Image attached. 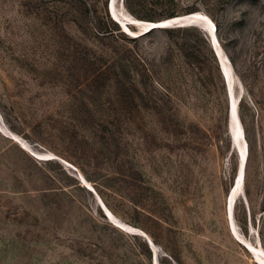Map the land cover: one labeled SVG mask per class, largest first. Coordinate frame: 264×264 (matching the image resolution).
I'll return each mask as SVG.
<instances>
[{"label": "rangeland", "instance_id": "obj_1", "mask_svg": "<svg viewBox=\"0 0 264 264\" xmlns=\"http://www.w3.org/2000/svg\"><path fill=\"white\" fill-rule=\"evenodd\" d=\"M60 1L0 0V264H261L238 239L264 251V0L123 4L145 21L197 8L215 25L216 40L198 26L211 78L171 46L184 76L170 99L104 74L109 41L78 32ZM120 29L114 44L146 59L167 49L164 34ZM218 51L247 146L230 221L239 157Z\"/></svg>", "mask_w": 264, "mask_h": 264}, {"label": "trees", "instance_id": "obj_2", "mask_svg": "<svg viewBox=\"0 0 264 264\" xmlns=\"http://www.w3.org/2000/svg\"><path fill=\"white\" fill-rule=\"evenodd\" d=\"M128 1L123 0L126 7H128ZM60 3L62 4L61 9L68 8L69 11L66 12H71L78 32L109 41V44L104 45L103 50L106 55L110 54L106 58L109 66L107 70L104 68V74L111 72L115 77H121V84L128 88L147 90L151 87L156 90L157 87L163 97L170 99L178 87L180 79L184 76L181 66L174 60L172 45L176 46L179 51H186V58L193 56L200 70L202 72L208 70L210 78L212 76V57H208L206 36L198 26L154 29L143 35L128 38L127 41L138 43L155 33L167 36L166 51L160 56V59L149 60L142 57L135 49L124 44L122 46L114 44L123 37H127L110 17L108 1L101 7L88 0H61ZM174 3L175 0L167 2L169 5H174ZM197 11V8H192L188 13ZM174 16L178 15L175 10L170 8L162 19L150 18L148 21L157 22ZM95 72H102V70L98 67L95 68ZM205 76L207 77V74ZM89 110L91 111V109Z\"/></svg>", "mask_w": 264, "mask_h": 264}, {"label": "water", "instance_id": "obj_3", "mask_svg": "<svg viewBox=\"0 0 264 264\" xmlns=\"http://www.w3.org/2000/svg\"><path fill=\"white\" fill-rule=\"evenodd\" d=\"M121 3L123 5V0H121ZM108 11H109V15L110 17L117 23L119 24V26L122 28V30L124 32H126L127 34H129L130 36L133 37H137L140 35H143L151 30L154 29H161V28H175V27H184V26H190V25H195V26H199L197 25L198 22V16L196 15L195 12L192 13H187L184 15H178V16H174L171 18H166L157 22L154 21H145V20H139V19H134V22L140 23V27H137V31L134 33L130 32V23L132 22V20H125L120 22L118 19H116L115 17V13H114V0H108ZM213 26V31L209 32V35L212 36V38H214V40H216L215 37V25L212 23ZM221 70L222 73L226 79V75L223 71V68L221 66ZM227 81V80H226ZM228 86V91H229V117L232 116L234 117V113L236 115V104L237 101L232 98V92L231 89ZM235 119V117H234ZM239 152V164H238V172H237V176L235 179V183L239 180L242 179V176L244 174L245 171V166H246V162H247V146L245 149H238ZM85 186L93 192L97 203L99 204V206L101 207V209L104 211V213L107 215V217H113L112 213L110 212V210L106 207V205L103 203V201L101 200V198L99 197V195L95 192V190L90 186V185H86ZM231 204L230 201L228 199V205H227V211H228V216H232L231 215ZM240 243H242L239 240ZM246 248L249 249V247L247 245H245L244 243H242Z\"/></svg>", "mask_w": 264, "mask_h": 264}, {"label": "bare ground", "instance_id": "obj_4", "mask_svg": "<svg viewBox=\"0 0 264 264\" xmlns=\"http://www.w3.org/2000/svg\"><path fill=\"white\" fill-rule=\"evenodd\" d=\"M124 4V3H123ZM114 13H115V17H116V19H118L120 22H122V21H125V20H132V22L129 24L130 26H135V27H140V23H137V22H134L133 20L135 19L134 17H132V16H130L125 10H124V7H123V5H122V3H121V0H114ZM195 14L196 15H199L198 16V22H197V25H203L205 28L204 29H206V31H209V32H212L213 31V26H212V21L207 17V16H205L202 12H195ZM130 30V29H129ZM205 31V32H206ZM130 32L131 33H133V31L132 30H130ZM212 37V36H211ZM212 42H213V40H212ZM216 54V57H217V59L219 60V62H220V64H221V66H222V68H223V71H224V73H225V75H226V80H227V82H228V85H229V88L231 89V83H230V80H229V76H228V73H227V62L225 61V59L223 58V56L221 55V53L218 51V54L217 53H215ZM225 55V54H224ZM227 59V58H226ZM229 60V59H228ZM229 62V61H228ZM222 71V70H221ZM223 74V73H222ZM231 74V73H230ZM224 76V75H223ZM231 77V76H230ZM225 78V77H224ZM234 94H232V98L234 99V101L236 100L237 101V99L233 96ZM237 103H238V101H237ZM236 111H237V104H236ZM234 117H235V113H234ZM234 117H232V116H230V123H231V125H230V129H231V131H232V134H233V138H234V142L236 143V144H234V145H236L235 147H236V149H237V153H238V157H239V152H238V149L240 150H242L243 148H242V145L240 144V142H241V140H238V132H237V128H236V126L238 125V124H234ZM238 120V119H237ZM236 122V121H235ZM239 126V125H238ZM243 143V142H242ZM245 143V142H244ZM243 180H244V174H243V176H242V179H239L236 183H235V181H234V184L232 185V188H231V190L229 191V193H228V196H227V204H226V215H227V219L229 220H233L232 218L233 217H229L228 216V211H227V205H228V199H229V201H230V204H231V206H233L234 207V205H235V203H236V201H237V198H238V196H239V192H241L240 191V189H241V186H242V184H243ZM86 185H88V183H85ZM99 205V204H98ZM230 206V207H231ZM232 208V207H231ZM111 217V216H110ZM112 218V217H111ZM229 220V221H230ZM118 226V225H117ZM118 227H120V226H118ZM234 231V230H233ZM243 239H244V237H242ZM238 239V238H237ZM247 240V239H246ZM238 241H239V239H238ZM241 241V240H240ZM245 241V240H244ZM243 243V242H242ZM250 243V242H249ZM245 244V243H244ZM248 245V244H247ZM248 249V248H247ZM249 251H251L253 254H254V256H255V258H256V261L255 262H260L261 264H264V251H261V250H259V249H257V248H253V247H251V245L249 246V249H248Z\"/></svg>", "mask_w": 264, "mask_h": 264}]
</instances>
